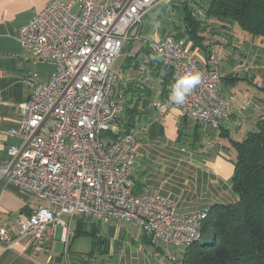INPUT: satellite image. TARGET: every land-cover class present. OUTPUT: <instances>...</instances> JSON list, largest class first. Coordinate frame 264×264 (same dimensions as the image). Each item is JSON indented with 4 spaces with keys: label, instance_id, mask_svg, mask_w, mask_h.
Masks as SVG:
<instances>
[{
    "label": "built area",
    "instance_id": "obj_1",
    "mask_svg": "<svg viewBox=\"0 0 264 264\" xmlns=\"http://www.w3.org/2000/svg\"><path fill=\"white\" fill-rule=\"evenodd\" d=\"M160 1L53 0L19 29L24 52L51 63L54 71L43 82L35 75L24 79L31 93L18 104V123L9 130L20 144L9 148L10 158L0 168V180L46 204L18 222L16 240L39 245L45 232L54 237L61 226L66 242L63 216L134 222L152 244L173 248H186L201 237L204 211L180 214L168 197L134 194L135 135L115 126L122 105L112 65L136 36L132 30ZM185 41L165 34L144 43L177 79L199 73L200 82L185 103L173 106L186 119L218 127L230 107L218 90L220 75L200 66ZM153 107L160 116L168 110L160 103ZM0 241L11 242L5 228Z\"/></svg>",
    "mask_w": 264,
    "mask_h": 264
},
{
    "label": "crops",
    "instance_id": "obj_2",
    "mask_svg": "<svg viewBox=\"0 0 264 264\" xmlns=\"http://www.w3.org/2000/svg\"><path fill=\"white\" fill-rule=\"evenodd\" d=\"M51 1L0 0V168L10 158L9 148L20 144L9 130L18 123V104L31 93L24 79L35 75L36 81L43 82L54 71L51 63L25 53L17 39L19 29ZM180 2H158L132 34L147 41L165 34L182 36L184 11ZM219 40L214 36L213 61L194 52L200 66L219 73L220 95L232 98L228 115L218 127L180 115L169 100L178 79L142 43H125L112 65L118 81L115 95L122 105L115 126L135 135L131 170L134 194L168 197L180 214L235 201L230 185L234 164L229 141L244 139L264 115V46L249 42L239 45L235 41L237 48L233 50ZM249 101L254 104L245 109ZM154 103L168 108L163 116L155 110ZM126 124H130L127 129ZM39 206L45 203L0 180V228H5L11 237L9 245L0 241V264H162L154 259L159 261L161 255H157L163 253L165 245L152 244L134 222L63 216L68 223L66 242L61 226L55 227L54 237L45 232L39 245L29 239L16 240L18 222L26 220ZM175 249L180 255L168 256L171 262L180 261L184 252Z\"/></svg>",
    "mask_w": 264,
    "mask_h": 264
},
{
    "label": "trees",
    "instance_id": "obj_3",
    "mask_svg": "<svg viewBox=\"0 0 264 264\" xmlns=\"http://www.w3.org/2000/svg\"><path fill=\"white\" fill-rule=\"evenodd\" d=\"M198 1L204 18L187 0L181 2L182 37L188 50L215 59L211 52L216 35L226 48H237L235 41L264 46V0ZM228 100L231 103L232 99ZM253 104L249 101L245 109ZM229 142L234 164L230 185L235 201L213 204L204 211L201 237L181 248L184 252L178 264H264V115L244 139ZM207 231L213 232V238L209 245L201 246L199 241Z\"/></svg>",
    "mask_w": 264,
    "mask_h": 264
},
{
    "label": "clouds",
    "instance_id": "obj_4",
    "mask_svg": "<svg viewBox=\"0 0 264 264\" xmlns=\"http://www.w3.org/2000/svg\"><path fill=\"white\" fill-rule=\"evenodd\" d=\"M199 82V73L185 74L172 85L169 100L174 104H184L187 97L191 94Z\"/></svg>",
    "mask_w": 264,
    "mask_h": 264
},
{
    "label": "rangeland",
    "instance_id": "obj_5",
    "mask_svg": "<svg viewBox=\"0 0 264 264\" xmlns=\"http://www.w3.org/2000/svg\"><path fill=\"white\" fill-rule=\"evenodd\" d=\"M183 0H181V2H182ZM189 1V2H188ZM196 1V0H195ZM180 2V3H181ZM187 3L192 7V8H194L195 9V11H197L200 15H201V17L202 18H204V15H203V13L201 12V10H199V4H200V1H196V2H194V0H187ZM161 38V37H160ZM155 41H157V40H155ZM155 41H147V39L145 40V39H142L141 37H140V35L139 34H136V36H131V38L126 42V43H131V42H139V43H142L143 45H144V47H146V43H154ZM144 42H146V43H144ZM115 69H116V67H115ZM117 73H120V68H119V72H118V70H117ZM117 84H118V81H117ZM116 84V85H117ZM120 117V116H119ZM117 121H118V119H117ZM116 121V122H117ZM44 203V202H43ZM45 206H46V204H45ZM193 212V211H192ZM194 212H196V211H194ZM178 249H175V248H173V247H170V246H167V245H165V247L163 248V253H159L157 256H160L161 255V258L159 259V261L157 260V257L154 259L155 261H157V262H160V263H162V264H178V262H180L182 259V257H183V255H181V258H180V261H176V262H171L170 260H169V258H168V256H172V255H177V253H179V250L177 251ZM179 255H180V253H179ZM180 257V256H179Z\"/></svg>",
    "mask_w": 264,
    "mask_h": 264
},
{
    "label": "water",
    "instance_id": "obj_6",
    "mask_svg": "<svg viewBox=\"0 0 264 264\" xmlns=\"http://www.w3.org/2000/svg\"><path fill=\"white\" fill-rule=\"evenodd\" d=\"M212 238H213V232L207 231L200 239L199 245L201 246L209 245L211 243Z\"/></svg>",
    "mask_w": 264,
    "mask_h": 264
}]
</instances>
